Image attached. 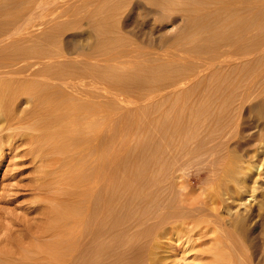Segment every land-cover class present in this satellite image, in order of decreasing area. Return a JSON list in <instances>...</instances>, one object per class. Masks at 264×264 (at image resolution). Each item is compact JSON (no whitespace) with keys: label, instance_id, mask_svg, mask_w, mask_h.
Masks as SVG:
<instances>
[{"label":"rangeland","instance_id":"1","mask_svg":"<svg viewBox=\"0 0 264 264\" xmlns=\"http://www.w3.org/2000/svg\"><path fill=\"white\" fill-rule=\"evenodd\" d=\"M215 2L214 0H0V8L2 7L4 9H0L2 11L0 13L1 17L4 16L2 18L0 17L1 21L4 22L2 24L0 21V28L3 29L0 34V47L3 52L0 48V53H7L2 61V64L5 66L3 69L0 68V71H4L0 74V79L6 80L19 77L20 79L18 78L17 82H15L17 84L16 86L27 89L26 92L22 93L23 95H20L21 97L17 96L9 100V107L5 110V113L10 115L11 120H8L0 128V154H3L0 162V215L4 216L3 221L6 224H9L11 218L16 216L19 218H30L32 215H36V212L33 211V213H26L27 215H25V210L27 212L32 210L31 207H28L31 204L29 201H31L32 192H37V190H32L30 187L32 182L36 186L38 183L40 187L46 186V188H49L50 184L52 186L55 185L54 181L69 178L67 173L64 175L62 174L64 172L59 174L55 173L56 175H54L51 172L46 173L44 180H42L40 175L37 174L38 167H36L37 163H35L36 158L33 157L34 153L30 151L31 140L26 134L20 135L26 129L25 126H28L29 120L36 119V116L38 118V114L44 115L45 112L41 109L44 104L51 108V114L59 121L56 129L63 132L61 134L64 135L66 141L75 142L76 140V145L79 144L78 142L84 143L85 139L89 138L87 132L91 133L94 130L96 131V141H93L96 149L93 150V146L90 145L87 151L81 150L82 153L79 151L80 153L78 155H81V159L76 158L74 156L76 154L73 153L74 158L73 156H68L61 162V165L63 163L66 164V169L71 170L74 177L85 178L94 168L96 169L100 165L102 166V164L103 166L106 165L107 159H105V154L111 149L112 157H110V161L112 163H110L108 169L110 171V182H112L113 204L110 212L113 231H111L110 237L105 232H101L102 234L100 233L99 238L103 241L111 238L109 251L112 258H114V262L123 264L122 262L132 261L133 263L131 264H147L142 250L145 244L141 240L144 239L146 234L151 233V230H154L153 232L158 231L159 228L157 230L156 228L159 225H152L154 227L152 228L150 223L157 222L154 217L159 219L162 216L163 213L160 215L157 214L161 202L167 205L172 201L169 206H166L165 211L167 212L164 213V216L169 214V212L179 211L180 214H183L179 217L182 220L181 217L184 215H192L194 217L196 214L199 215L201 211L203 213L206 211L207 216L209 215L211 217L212 215L213 217L214 209L211 213V211L208 212L209 208L206 210L205 207L198 205H203L201 202L205 201L203 200L205 196L202 193V188L203 190H207L209 187L213 189L212 187L215 188L218 186L220 193L216 187L214 190H217L219 194L215 195L217 198L222 196L221 199H223L220 201L215 197L220 201V207L216 204L215 206L220 208L217 210H219L218 213L221 212L220 214L223 219L221 218L220 220V214H217L219 215L218 218L215 217L217 213L215 209L216 212L214 210L213 217L215 220L211 217L212 219L209 218L208 222H203L206 226L204 224V227L202 224L201 226L199 225L201 228L197 227L193 229V233H187V231L182 230V233L170 235L172 237L166 241V245L168 244L169 264H213V261H215L221 252L220 255H222V258L220 260L225 256L223 261L225 264H264V174L262 175L264 173V161H262L263 163L260 166L261 176L259 177L262 181L259 179L260 182L256 186L259 188L255 192L257 193L258 201L260 203L262 202V209L259 207L258 211V207H256L258 205L253 204L249 200V191L242 188L244 191L237 189L241 179V174L237 173V168L234 170L236 173L223 175L221 178L218 169L219 166L220 169L222 166L218 165L214 160L210 164L212 161L211 158L213 157L211 153H208L210 152L208 147H206L208 144L199 143V141H205L209 135V132L205 130L207 127L203 126L204 119L198 120L202 125L201 131L197 135L188 128L192 124L190 120L192 112H194L191 108L193 107L192 105L195 102L203 105L207 102L205 92L212 91L211 84L213 81H222L223 77L218 79L215 76L223 68L227 71L221 69L223 73L226 72L224 78L230 79V81L232 78L231 82L234 84L230 94L236 93L241 86L247 84L253 90L249 97L244 99L245 102L243 101L244 104L238 111L240 115L242 114L241 124H243L242 126L244 128L240 125V130H238V134L236 133L238 136L235 134L231 138L230 143L233 142L230 144V146L232 145L230 148L234 149V146L235 149L238 147L241 148V142L243 145L246 144V148L248 147V143L251 145V142L253 144L257 143L251 141L250 136L246 134L250 129H258L259 132V128L250 119L249 115L251 114L252 116L254 112L262 107L259 105V101L264 99V41L260 42V32H257L258 28L259 31L262 30L259 27L261 23L259 19L264 18V0H231L228 4L230 5L232 3L233 5L229 6V13L228 11L226 12L229 15H225L224 11L222 13L217 8V2L220 1L215 0ZM248 4L252 5L247 6ZM235 8L237 9L233 10ZM200 9L201 11H199ZM230 10L232 11L230 12ZM250 11L252 12L250 13ZM232 12L233 14L235 12L236 15L234 14V17L239 18L240 22L238 20L236 21L242 26L247 21H254L256 23L259 20L256 23L257 25H255L257 28L254 29V25L251 26L252 22L251 24L247 22L250 24V26L247 24L250 28L246 25L247 27L245 29H250L251 31H246L247 33L243 31L246 35L243 32L235 34L234 31L236 30H234L235 28L233 29V26L236 27V23L232 19L231 21L233 22L230 25L228 21V19L234 18ZM230 14L232 15L230 16ZM218 18H220V22L215 21ZM221 20L224 21L223 24H218L222 23ZM224 23H226V26ZM239 23L237 27H239ZM215 24L216 27H214ZM217 25H220L219 27L224 35L219 29L218 33ZM230 26L232 27L230 28ZM10 28L12 29L10 30ZM17 28L19 30H16ZM209 29L212 30L209 31L213 33H211L212 36L216 37L213 38L210 36L211 34H208ZM213 30L218 36L222 34L218 37L219 39ZM228 32L240 37L237 38L233 34H228ZM209 36L213 38H210V41L207 38ZM229 36L233 38L234 42L236 40L240 41L239 43L250 41V37H256L259 38L261 44L257 41V45L259 44L258 46H260L259 48L256 46L257 51L254 47L248 49L247 52H249H246L247 54L245 53L244 56L240 54L237 57H231L230 61L228 60L229 63H227V66L223 64L226 68L222 64H214L209 67L208 63L210 59L219 53L218 49H216L217 47L220 46L219 48L221 49L225 45L223 49H228L229 47V49H233L235 44H239L235 43L233 45L231 43L232 38L226 40V38H230ZM222 37H225L223 38L224 40ZM214 39L219 41V43L218 41L215 43L216 46L213 44ZM220 42H230V44H227V48L226 44L220 45ZM213 46L215 49H213ZM216 50L218 53H216ZM222 50H220V53ZM13 52H17L16 54L20 53L21 56L19 58L21 59H12L14 57ZM29 52L31 54L40 53L41 56L38 57L32 54L34 56L33 58ZM8 53L9 56H7ZM10 62H18V68L20 67L19 69L21 70L20 75L14 72H7L17 67L11 65ZM32 62H35V64L30 65ZM44 66L47 68L50 66L54 71L56 69H62L64 72L65 70V72L67 71L65 73L67 75L68 71L69 75L77 71L78 73L76 72L73 75L78 77L80 82L82 80L84 82L82 81L83 83L78 84L79 82L73 83L71 81V83L68 81L70 85L69 83L64 84H67L69 88L67 85L65 87L64 84H60L56 79L45 77L42 74L43 70L41 73L38 71V69ZM91 66L97 69L94 72L96 73L95 76L89 73L94 76L91 75L94 78L92 80L95 83L97 82V86L91 80L90 76H88L90 79L87 77V73L90 72L88 71L90 70L89 67ZM80 70L87 71H82L81 73ZM86 80H88V87L87 89L83 87L84 90L82 91V86L87 85L85 84ZM230 81L228 80V82ZM74 84L80 85L79 88L81 89L78 88V85H76L78 89L75 88ZM93 84L96 86L95 88L92 86ZM33 86H35L39 93L37 92L35 94L30 91V88ZM90 87L91 90L88 89ZM208 87L211 89L208 90ZM195 93H199L198 97ZM38 95L40 97H37ZM202 95L205 100L202 98ZM91 104L95 107L93 105L94 108L91 107ZM178 104H180L179 107L182 105L179 109H177ZM85 105H90L88 106L90 109H87L88 107ZM258 105L260 106L259 109L257 108ZM79 106L85 108V111L82 110L83 108L80 109L82 110L81 113L89 112L90 115L86 113L89 117L92 114L90 117L94 121L92 125H89L91 124L89 123L90 119L86 117L81 118L80 115L79 117L78 115L75 116L79 109L77 107ZM91 108L92 110L95 109V112H91ZM217 110L221 109L218 108ZM249 110L252 112H249ZM202 111L203 109L200 112ZM108 112L110 113L109 121H107ZM173 115L175 117H181V122L184 123L178 122L176 124H182L186 126V129L184 135L168 136L170 142H172V146L169 149L166 144H164L166 146H161L158 143L159 135L156 129L163 119H171ZM160 119L162 120L160 121ZM22 121L27 122V125ZM18 122H22V125H19ZM10 123L11 129L9 130L7 126ZM30 124L28 127H30ZM16 125L21 126V129L18 128L19 130L14 131V134L11 132L12 135L8 137L7 133L13 131ZM252 130L251 132L255 131L256 134L258 133L257 130ZM239 131L242 132L239 134ZM251 132L249 133L251 134ZM81 134L85 135L83 141L79 137ZM205 134L207 137H205ZM244 135L247 137L245 138ZM203 137H205L204 140ZM243 145L242 147L244 148ZM158 146L163 147V152L166 155V157L164 155L163 163L159 156L157 158L153 156V159L147 157L150 153L149 148L155 154L158 152H155L159 148ZM253 146L258 147L257 144ZM186 147L190 148L188 149ZM240 148H238L239 150L237 149L238 152L241 151ZM79 149L81 148H77V150ZM190 149L193 154L190 153ZM260 150L262 151L259 148L258 153H256L257 157L255 156V161L257 160V162L261 161L264 154ZM170 153H173L175 157L173 154V156H170ZM68 154L69 151L65 156ZM210 156L211 158H209ZM175 158L178 160L175 161ZM179 159H182V163H180L181 161ZM177 161H179L177 163L179 166L176 164ZM178 167L180 168L178 169ZM256 174L255 171H252L248 176L254 178ZM217 178L221 180V184H215L216 181H219ZM213 182L215 184L214 186L212 185ZM60 186L71 193L77 192L75 194L76 201L74 210L82 211L83 204L81 200L83 196L77 195L81 189L77 188V186L73 187L68 182L61 183ZM208 191L211 192L213 190ZM205 199L207 201L209 200L207 197ZM212 199L215 200L213 195ZM62 201L67 206L71 204L70 200ZM192 202L195 206L200 207V211H198V208H189V206L191 207L193 205ZM35 205L40 208L41 203L31 206L33 207ZM210 206L215 207L214 204H210ZM242 207H246V209ZM238 209L240 211L246 210L243 213L241 212L243 214L241 215L242 217H244V213L249 216H245L246 219L241 217H239L240 220L239 218L237 219L235 212ZM149 212L151 213L149 214ZM229 215L235 216L238 221ZM226 216L229 220H226ZM99 223L100 225H107L108 220L102 219ZM170 224L172 223H167L163 227H167ZM148 225L151 227L149 226V228ZM71 233L72 237L69 240L74 243L80 242L84 234L79 227L72 230ZM2 235L1 231L0 237ZM215 244H217V247H215ZM4 248H8V250L12 249L6 244ZM214 250L216 252L213 253L212 251ZM11 251L13 252V250ZM14 254L17 255L16 253ZM212 254H215L213 261L211 260L213 257ZM78 256L82 261L87 259L83 252H80ZM102 256H105L104 252ZM110 263H112L110 259L106 258L101 259L98 264Z\"/></svg>","mask_w":264,"mask_h":264},{"label":"bare ground","instance_id":"2","mask_svg":"<svg viewBox=\"0 0 264 264\" xmlns=\"http://www.w3.org/2000/svg\"><path fill=\"white\" fill-rule=\"evenodd\" d=\"M210 1H213V0H210ZM217 1H220V2H217L218 3V6L217 8L220 10V12L224 11V14H228L229 11H228V8L229 6L233 5L232 3L229 5L228 2L230 3V1H221V0H217ZM246 1V0H245ZM199 2V1H198ZM215 2V0H214ZM216 3V2H215ZM248 3V2H247ZM198 4V3H196ZM212 4V3H211ZM260 4V3H259ZM262 4V3H261ZM13 5V4H12ZM199 5V4H198ZM205 5V3H204ZM237 5V4H236ZM252 4H248L247 6H250ZM257 5V4H256ZM209 7V6H208ZM246 7V6H245ZM254 7V6H253ZM2 8V7H1ZM0 8V9H1ZM233 8V7H232ZM3 9V8H2ZM11 9V8H10ZM205 9V8H204ZM237 8L233 9V10H236ZM239 9V8H238ZM243 9V8H242ZM249 9V8H248ZM251 9V8H250ZM262 9V8H261ZM4 10V9H3ZM207 10V9H206ZM241 10V8H240ZM245 10V9H244ZM247 10V9H246ZM201 11V9L199 10ZM228 11V13H226ZM232 10H230L231 12ZM248 11V10H247ZM5 12V11H4ZM3 12V13H4ZM8 12V10H7ZM11 12V11H10ZM210 12V11H209ZM212 12V11H211ZM236 12V11H235ZM234 12V14H235ZM240 12V11H239ZM238 12V13H239ZM252 11H250L251 13ZM0 13H2V11L0 10ZM260 13V12H259ZM8 14V13H7ZM6 14V15H7ZM206 14V13H205ZM233 14V12H232ZM230 14V16L232 15ZM234 14H233V17H234ZM264 14V13H263ZM5 15V14H4ZM229 15V14H228ZM236 15V14H235ZM245 15V14H244ZM222 16V15H221ZM0 17H1V14H0ZM4 17V16H2ZM1 17V18H2ZM27 17V16H26ZM224 17V16H223ZM222 17V18H223ZM226 17V16H225ZM228 17V16H227ZM236 17V16H235ZM231 18L230 20L228 19V21L230 22L229 24L231 25V22H235L233 24L236 25V27L238 26L237 24L240 22L239 18ZM258 17V16H257ZM261 17V16H260ZM221 18V17H220ZM220 18L216 19L215 21H218L220 22ZM230 18V17H229ZM233 19V21H231ZM235 19V20H234ZM256 19V18H255ZM259 19V17H258ZM3 20V19H2ZM226 20V19H225ZM238 20V21H236ZM253 20V19H251ZM260 23L259 24V27H261V29L263 30L264 29V18L262 17L261 19H259ZM257 20V21H259ZM1 21V19H0ZM28 21V20H27ZM256 21V23H257ZM3 21H1L2 23ZM20 22V21H19ZM203 22V21H202ZM217 22V23H218ZM222 23H218V24H223L224 21L221 20ZM238 22V23H237ZM251 24V26L254 25V29H256L257 27L255 25H257L254 21H247ZM245 22H242L244 25L242 26L240 23L239 27H234L233 26V29L236 30L234 31L235 34H240L241 32L243 31H247V32H250L251 30L248 29L250 28V24ZM4 23V22H3ZM2 23V24H3ZM212 23V22H211ZM214 23V21H213ZM6 24V23H5ZM8 24V22H7ZM226 23H224L225 25ZM249 24V26L247 25ZM210 25V24H209ZM214 25V24H213ZM212 25V26H213ZM248 26V30L245 29V27ZM261 25V26H260ZM211 26V25H210ZM220 25H217V30L219 29L221 32V28L219 27ZM226 26V25H225ZM20 27V26H19ZM216 27V24L215 26ZM232 26H230L231 28ZM226 28H229V27H226ZM229 28V29H230ZM12 28H10L11 30ZM212 29V27H211ZM251 29H253V27H251ZM260 29V30H261ZM1 30H3L2 28H0V34H1ZM8 30V29H7ZM9 30V31H10ZM16 30H19L18 28ZM219 30H218V33H219ZM238 30V31H237ZM259 31V28L257 29V32H260V42L264 41V30L263 31ZM209 31H212V30H208ZM214 31V30H213ZM220 32V33H221ZM237 32V33H236ZM246 32V33H247ZM256 32V31H255ZM5 33V32H4ZM212 32H209L208 34L210 35ZM214 33H216L214 31ZM244 33V32H243ZM213 34V33H212ZM212 34L210 35L211 37ZM222 34L224 35V33L222 32ZM220 34V36L222 35ZM228 34H233L235 35L234 33H230L228 32ZM245 34V33H244ZM256 34V33H255ZM217 35V38L220 37L218 36V34L216 33ZM243 35V34H242ZM246 35V34H245ZM251 35V34H250ZM257 35V34H256ZM1 36V35H0ZM208 36V35H207ZM207 37L209 39V41L213 38L211 37ZM232 36V35H231ZM229 36L230 38H226V40H229L231 39L232 37ZM236 36V35H235ZM234 36V37H235ZM237 37V36H236ZM240 36H238L237 38H239ZM211 38V39H210ZM225 38V37H222V39ZM109 39V38H108ZM219 39V38H218ZM236 40V38H234ZM250 41H244L242 43H239L240 41H235L233 40L232 38V44L234 45L235 43H239L238 45L235 44L234 45V48L233 49H229L228 48V45L227 44H230V42H225V43H221L220 45H223V44H226L227 48L228 49H223L225 48V45L223 48H219L217 47L216 49H218V51L216 53L217 56L215 55L214 57H212L208 63L209 67L210 65H220V64H224L227 66V63H229L230 61V58H234V57H237L238 55L240 54H244L247 52L248 49H252L255 47V50H256V46H258L259 44H261L259 42V38H251L250 37ZM258 39V40H257ZM262 39V40H261ZM214 39V46L215 43H217L218 40ZM224 40V39H223ZM222 40V41H223ZM239 40V39H238ZM242 40V39H241ZM10 41V40H9ZM211 41V42H212ZM259 42V44L257 45V43ZM219 43V41H218ZM211 44V45H213ZM8 45V44H7ZM219 45V44H218ZM217 45V46H218ZM210 46V45H209ZM213 46V49H215ZM231 47H233L231 45ZM260 46H258L259 48ZM1 48V47H0ZM206 48V47H205ZM264 48V47H263ZM211 49H212V46H211ZM210 49V50H211ZM221 53H220V50ZM2 50V48H1ZM0 50V52H1ZM36 52H38L37 50H35ZM209 51V50H208ZM257 51V50H256ZM3 52V50H2ZM10 52V51H9ZM249 52V51H248ZM247 52V53H248ZM5 53V52H4ZM14 53V52H13ZM12 53V54H13ZM17 53V52H16ZM14 53V57L12 59L15 58V60H20L21 58H19L21 56L20 53L16 54ZM22 53V52H21ZM246 53V54H247ZM7 54V53H5ZM5 54L3 53H0V68H4V64H2V61L4 59V57L6 56ZM29 54H31L29 52ZM33 54V53H32ZM31 54V55H32ZM28 55V54H27ZM33 55H37L38 57L41 56V54H33ZM32 55V56H33ZM9 56V53L8 55ZM13 56V55H12ZM11 56V57H12ZM30 56V55H29ZM28 56V57H29ZM87 56V55H86ZM10 57V58H11ZM27 57V56H26ZM37 57V58H38ZM47 57V56H46ZM257 57V56H256ZM30 58V57H29ZM34 58V56H33ZM45 58V57H43ZM61 58V57H60ZM7 59V58H6ZM51 59V58H49ZM38 60V59H37ZM229 60V61H228ZM85 61V60H84ZM207 61V60H206ZM7 62V61H6ZM257 62V60H256ZM11 63V62H10ZM22 63V62H21ZM28 63V62H27ZM48 63V62H47ZM85 63V62H84ZM35 64V62H32L30 65H33ZM11 65H15L16 68H12V70H8L7 72L8 73H18L20 75V67L18 68L19 64L18 62H14V63H11ZM97 65V64H96ZM223 65L224 68H226L225 66ZM21 66V64H20ZM47 66V65H46ZM46 66L44 67H41L40 69H38V71L41 73L42 71V74L45 75V77H50L51 79H56L57 81L60 82V84H64V83H69L70 85V82L72 81L73 83H78L80 84L82 81L84 82V80L82 79H86V78H82L81 82L79 80L78 77H75L74 75L76 74V72L74 71L73 74L69 75V71H68V75L65 74L67 73V71L64 72L62 71V69L60 70H52L49 66V68H47ZM229 66V65H228ZM30 67V66H29ZM222 67V66H220ZM10 68V67H9ZM18 68V69H17ZM82 68V67H81ZM219 68V66H218ZM255 68V67H254ZM76 69V67H75ZM90 72L87 73V77L90 76L91 77V80L94 79L93 77L96 75L95 70L97 71L96 67H89ZM100 69V68H99ZM223 69V68H221ZM219 70L217 75L215 77H218V79H221L222 77V81H213L212 84H211V88H212V91H206L205 92V96H207V102L203 104H200V103H197L195 102L194 105H192L193 107L192 108V116L190 117V120L192 122L191 126L188 127L190 128V130L193 131V133L195 135H197L200 131H201V125L199 123L198 120H201L202 118L204 119L203 121V126H206L207 128H205V130L207 132H209V135L207 137V133L205 134L207 137L205 139V141H199V143H204V144H208V146L206 145V147H208V149L210 150V152L208 153H211L212 157L211 156L209 158L210 159V164L213 163V160L214 162H216L218 165H221V169H220V166H219V169H218V166L216 164V168L218 169V172H220L221 174V178L223 175H228L230 173L234 174L236 173V171L234 172V170L237 168V173L241 174V179H240V185L239 187H237V189H240L241 191H244L245 189L247 191H249L248 195L250 196V199L251 202L253 204H256L258 206L257 210L259 209V207L261 208V203L258 201V197H257V193H255L258 188L256 186H258V183L260 182L259 179L261 180V178L259 176L260 175V171H261V164L263 163L262 161H264V99H262L260 102L259 105H261L262 107L259 109V105H258V109L256 112H254V114L251 116V114L249 115L250 116V119H252L254 122H255V125L259 128V132H258V129H253V130H257V134L254 132H251L252 129H250L249 132H251V134L249 132H247L246 135L250 136L249 138L251 139V141H254L257 142L255 144H257L258 147H255L253 145V142L252 145L250 143L247 144V148L245 147V145H243V143L241 142V144L244 146V148L242 147L241 145V151L238 152L237 149H235V146L233 147L234 149H231L230 147H232V145L230 146V144H232V142L230 143L231 141V138L238 132V130H240V125L241 127H243L241 124L242 122V117L241 115L239 114V109L242 108L243 106V101L244 99H247L249 97V95L252 93L253 90H251L250 86L247 85H243L241 86L236 93H231V88L234 86V84L231 82L232 81V78H231V81L230 79H226L224 78L225 76V73L227 72L226 69L224 71H226L225 73H223L222 70ZM213 70V69H212ZM210 70V71H212ZM3 71V70H2ZM2 71H0V74L3 73ZM81 73L83 70H80ZM85 71V70H84ZM83 71V72H84ZM87 71V70H86ZM85 71V72H86ZM106 71V70H105ZM198 71V70H197ZM229 71V70H228ZM6 72V73H7ZM196 72V71H195ZM78 73V72H77ZM89 73H92L91 76ZM197 73V72H196ZM89 74V75H88ZM100 74V73H99ZM107 74V73H106ZM67 75V76H66ZM101 75V74H100ZM195 75V74H194ZM233 75V74H231ZM65 76V77H64ZM84 76V75H83ZM188 76V75H187ZM211 76V75H209ZM229 76V75H228ZM43 77V76H42ZM86 77V76H85ZM90 77H88L90 79ZM100 77V76H99ZM221 77V78H220ZM233 77V76H232ZM19 78V77H18ZM18 78H15V79H12V78H9V79H6V80H3L2 78L0 79V128H2L1 126H3L4 123H7L8 120H11L10 118V115H8L7 113H5L6 109H8L9 107V100L10 99H14L15 97L17 96H20V95H23L22 93L26 92L27 89L25 88H20L19 86H16L17 84H15V82H17V79ZM41 78V77H40ZM87 78V79H88ZM230 78V76H229ZM20 79V78H19ZM46 79V78H45ZM50 80V79H49ZM94 81V80H92ZM228 80L230 82H228ZM54 81V80H53ZM70 81V82H68ZM104 81V80H103ZM71 82V83H72ZM82 82V83H83ZM87 85H83L82 86V91L84 90L83 87H88V80L85 81ZM57 83V82H56ZM97 83V82H96ZM95 81H94V84L96 85ZM193 83V82H192ZM230 83H231V86H230ZM53 84V83H51ZM76 84V85H78ZM92 85L94 86V88L97 86L95 85ZM245 84V83H244ZM251 84V83H250ZM249 84V85H250ZM12 85V86H11ZM57 85V84H56ZM67 85V84H66ZM66 85L64 84V86L66 87ZM75 85V84H74ZM76 85L74 86L75 88ZM200 85V83H199ZM61 86V85H60ZM80 85H78V88H79ZM195 86V85H194ZM206 86V85H205ZM252 86V85H251ZM67 87L69 88V86L67 85ZM72 87V86H71ZM207 87V86H206ZM205 87V88H206ZM77 88V89H78ZM198 88V87H197ZM209 88V87H208ZM211 88H209L208 90H210ZM253 88V87H252ZM72 89V88H71ZM81 89V88H79ZM91 90V87L88 88ZM73 90V89H72ZM193 90H196V89H193ZM255 90V89H254ZM30 91L32 93H37V89L35 88V86L31 87L30 88ZM75 91V89H74ZM79 91V90H78ZM197 92V91H196ZM39 93V92H38ZM80 93V92H79ZM192 93V92H191ZM88 94V93H87ZM195 95L198 97L199 93H195ZM42 96V95H41ZM45 96V95H44ZM192 96V95H191ZM21 97V96H20ZM37 97H40V95H38ZM91 97V96H90ZM183 97V95H182ZM181 97V99H182ZM202 98H203V95H202ZM39 100V98H37ZM85 99V98H83ZM91 99V98H90ZM184 99V98H183ZM205 100V98H203ZM194 100L196 101V99L194 98ZM45 101V100H44ZM198 101V100H197ZM89 102V101H88ZM200 102V101H199ZM245 102V101H244ZM46 103V102H45ZM167 103V102H166ZM180 103V102H179ZM181 104V103H180ZM178 104V108H181L182 105L179 107ZM93 104H91V107ZM166 105V104H165ZM168 105V104H167ZM39 106V105H38ZM48 106V105H47ZM46 105H42V108L44 110V115H39L38 114V118L36 116V119H31L27 122H29L30 124V127L29 124L28 126H25L26 129L24 130V132H21V134H26L29 136L31 142H30V151H32L34 153V158H36V161L35 163H37L36 167H38V172L37 174L40 175V177L42 178V180H44L45 178V175L46 173H51L53 172L54 175H56L55 173H62L63 175L65 173H67V176L69 177L68 179H61V180H57V181H54V184L55 185H49V188H46L45 187H40L37 183V186L34 184V182H32L30 185V187L32 188V190H37L36 191H31L32 192V195H31V201H29V204L30 206L28 207H31L32 210L31 211H26L25 210V215H27L26 213H29L30 212H36V215L30 218H19V217H14V218H11V221L9 222V224H6L4 221H3V218L4 216L3 215H0V232L2 231V237H0V264H98L99 261L102 259H106V258H109L110 261L112 263L110 264H120V262H114V258H112V255L109 251V248L111 246V238H109L108 240L106 241H103L99 238V235L100 233L102 232H105L107 235H109V237L111 236V231H113V226H112V222H111V207H112V202H113V195H112V182H110V171H109V165L110 163H112V161H110V157L111 156V149L105 154V159H107V163L106 165L102 166L100 165V167L98 168H94L92 170V172L88 175V176H85V178H80V177H74L72 174V171L69 170V169H66V164L63 163V165H61V162L62 160L64 161L68 156H73V153H75L76 155H74L76 158L78 159H81L80 156L78 155V153H80L79 151L81 150H85L87 151L89 146L92 145L93 146V150L96 149L95 147V135H96V131H92L91 133L87 132V134H89V138L85 139V135H81L79 136L80 139H82V141L85 139L84 141V145L81 143V142H78L79 144H75L76 143V140L75 142H68L66 141V139L64 138V135H62L61 133H63L61 130H57L56 129V126L59 125V121L56 120V118L51 114V108L47 107ZM85 106H90V105H85ZM81 107V108H80ZM86 107V108H87ZM95 107V106H94ZM93 107V108H94ZM31 108V107H30ZM77 108H79L77 110ZM76 110V115H80V117L84 118H88L90 119L89 115L90 113L89 112H86V113H89V115H87L86 113H81L82 110L85 111L84 107L83 106H79L77 107ZM83 108V109H82ZM218 108H220L221 110H217ZM40 109V108H39ZM82 109V110H80ZM87 109H90L89 107ZM110 109V108H109ZM108 109V111H109ZM203 109L202 112H200L201 110ZM75 110V111H76ZM92 110V108H91ZM89 110V111H91ZM95 110V109H94ZM94 110H92L91 112H95ZM242 110V109H241ZM254 110V109H253ZM39 111V110H38ZM251 110H249L250 112ZM25 112V111H24ZM252 112V111H251ZM5 113V114H4ZM33 114V112H31ZM43 114V113H42ZM95 115V114H94ZM184 116V115H183ZM190 116V115H189ZM246 116V115H245ZM168 117V116H167ZM170 117V116H169ZM174 117V118H173ZM186 117V116H185ZM252 117V118H251ZM18 118V117H17ZM85 118V119H86ZM241 118V119H240ZM110 120V113L108 112L107 113V121ZM162 119H160L161 121ZM181 117H175L174 115L171 117V119H163L161 121L160 124H158L157 126V129L156 131L158 132V143L161 144V146H163L164 144L167 145V148L169 147L170 149V146H172V142H170V138H168L169 135L171 136H180V135H184V131L186 129V126L182 125L184 122H181ZM24 122V121H22ZM22 122H18L19 125H22ZM27 122H24L25 125H27L26 123ZM178 122H181L182 124H176ZM246 122V121H245ZM253 122V123H254ZM17 123V122H16ZM61 123V122H60ZM91 123V124H89ZM88 124L89 125H92V123H94V121L92 119H90V122ZM190 123V122H189ZM244 123V122H243ZM76 124V123H74ZM96 124V123H95ZM13 125V124H12ZM15 125V124H14ZM24 125V124H23ZM94 125V124H93ZM157 125V123H156ZM8 129L10 130L11 129V123L10 125L7 126ZM16 130L13 129V131H9L7 133V136L9 137L11 134V132H13V134L17 131L18 128L21 129V126H14ZM24 127V128H25ZM28 127V129H27ZM193 127V128H192ZM255 127V126H254ZM252 127V128H254ZM30 128V129H29ZM244 128V127H243ZM256 128V127H255ZM19 130V129H18ZM27 130V131H26ZM30 130V131H29ZM252 130V131H253ZM15 131V132H14ZM204 131V132H206ZM232 131V133H231ZM240 132L242 131H239V134ZM19 134V132H17ZM192 133V134H193ZM191 134V135H192ZM193 134V135H194ZM238 134V133H237ZM236 134V135H237ZM250 134V135H249ZM204 135V134H203ZM246 135L245 138L247 137ZM6 136V135H5ZM92 136V137H91ZM238 136V135H237ZM78 137V138H79ZM203 137V140L204 138ZM244 138V137H242ZM234 139V138H233ZM95 140V141H94ZM200 140V139H199ZM241 140V138H240ZM246 140V139H245ZM244 140V141H245ZM74 141V140H73ZM94 141V142H93ZM237 141V140H236ZM243 141V142H244ZM248 141V140H246ZM97 143V142H96ZM238 143V142H237ZM247 143V142H245ZM9 144V143H8ZM156 144H157V141H156ZM197 144V143H195ZM77 147H76V146ZM164 145V146H166ZM234 145V143H233ZM159 147L156 151L155 154L154 152H151L150 151V148H149V154L147 155V157L150 159L152 158L153 159V156L157 158V156H159V158H161V161L163 163L164 161V155L165 153L163 152V147ZM179 146V145H178ZM197 146V145H196ZM199 146V145H198ZM205 146V145H204ZM237 146V145H236ZM240 146V144H239ZM150 147V146H149ZM173 147H175V145H173ZM192 147V146H191ZM250 147V148H249ZM77 148H81L79 150H77ZM181 148V147H180ZM188 148V147H186ZM185 148V149H186ZM190 148V147H189ZM188 148V149H189ZM197 148V147H196ZM261 148L262 149V159L261 161L257 162V160L255 161V156H256V153H258V149ZM165 149V148H164ZM182 149V148H181ZM184 149V150H185ZM187 149V150H188ZM73 150V151H72ZM75 150V151H74ZM191 150V149H190ZM193 150V148H192ZM192 150L190 151V153L192 152ZM195 150V148H194ZM207 150V149H206ZM69 151V154L65 156V154H67V152ZM174 151V150H173ZM180 151V150H179ZM208 151V150H207ZM175 152V151H174ZM196 152V151H195ZM260 152V153H261ZM82 153V151H81ZM86 153V152H85ZM167 153V152H166ZM178 153V152H176ZM185 153V151H184ZM259 153V154H260ZM64 154V155H63ZM88 154H92V153H88ZM173 153H170L169 155L170 156H173L172 155ZM180 154V152H179ZM183 154V153H182ZM189 154V153H188ZM193 154V153H191ZM190 154V155H191ZM195 154V153H194ZM258 154V155H259ZM29 155V154H28ZM178 155V154H177ZM176 155V156H177ZM210 155V154H209ZM261 155V154H260ZM73 156V158H74ZM87 156V155H86ZM179 156V155H178ZM166 157V155H165ZM175 157V155H174ZM257 157V156H256ZM3 158V154H0V162H1V159ZM179 158V157H178ZM257 159V158H256ZM35 160V159H34ZM160 160V159H159ZM178 160L175 158V161ZM182 159H179V161H181ZM160 161V163H161ZM177 161L176 164L179 162ZM44 162V163H43ZM70 162V160H69ZM149 163V162H148ZM182 163V161L180 162ZM184 163V162H183ZM69 165V164H68ZM152 165V164H151ZM161 165V164H160ZM178 165V164H177ZM182 165V164H181ZM180 165V166H181ZM225 165V166H224ZM179 166V165H178ZM207 166V165H206ZM76 167V166H74ZM213 167V166H212ZM73 168V167H72ZM177 168V166H176ZM180 167H178L179 169ZM209 168V167H208ZM106 169V170H105ZM170 170V169H169ZM172 170V169H171ZM212 170V169H211ZM216 170V169H214ZM66 171V172H65ZM252 171H255V173H257L254 178H252V176H248L249 173H251ZM263 171V170H262ZM177 172V170H176ZM212 172V171H211ZM214 173V171H213ZM140 174V173H139ZM218 174V173H217ZM219 174V176H220ZM236 174V175H238ZM264 173H262L263 175ZM50 175V174H49ZM231 175V174H230ZM177 176V175H176ZM216 176V175H215ZM53 177V176H52ZM51 177V178H52ZM226 177V176H225ZM238 177V176H237ZM35 178V177H34ZM50 178V176H49ZM219 178V177H218ZM217 178V179H218ZM232 178V177H231ZM235 178V177H234ZM252 178V179H251ZM48 179V177H47ZM179 179V178H178ZM220 179V178H219ZM218 179V180H219ZM228 179V178H227ZM264 179V178H263ZM231 180V179H230ZM234 179H232L233 181ZM34 181V180H33ZM221 180H219L218 182L216 181L215 184L217 183H220ZM230 181V182H232ZM262 181V180H261ZM70 183V185H72L73 187L74 186H77V188L81 189L80 192L77 194L78 196L80 195L81 197L83 196L81 202H82V206H83V210L82 211H77V210H74V204H75V201H76V193L77 192H69V191H66V189L62 188L60 186L61 183ZM235 182V180H234ZM223 183V182H222ZM256 185H255V184ZM212 184V183H211ZM214 182H213V186L215 185ZM221 184V183H220ZM225 184V183H223ZM236 184V183H235ZM255 186H254V185ZM261 184V183H260ZM259 184V185H260ZM183 185V184H182ZM209 185V184H208ZM44 186V185H43ZM226 186H227V181H226ZM238 186V185H236ZM264 186V185H263ZM202 187V186H201ZM217 187V190L219 191V187ZM215 187V188H216ZM221 187V186H220ZM213 189H210V187L207 189V190H203L202 188V193H204L203 196L205 200L204 202H201L203 203L198 205V206H203L205 207V209L208 210V212L211 211L212 213V210L214 209H218L220 206V201L223 199H221V197L217 198L216 195H218L220 193H218V191L214 190L215 188L212 187ZM222 188V187H221ZM244 190H242V189ZM257 188V189H256ZM205 189V187H204ZM228 189V188H227ZM208 190H213V191H208ZM222 190V189H221ZM238 190V191H240ZM223 191V190H222ZM232 191V190H231ZM7 192V191H6ZM44 192V193H43ZM49 192V193H48ZM237 192V190H236ZM226 193V192H225ZM229 193V192H228ZM52 194V195H50ZM216 194V195H215ZM48 195V196H47ZM202 195V194H201ZM212 195L214 196V199H212ZM228 195V194H226ZM77 196V197H78ZM208 198L209 200L207 201L205 198ZM219 199V200H217ZM226 197V196H225ZM227 198V197H226ZM151 199V197H150ZM225 199V198H224ZM235 199V198H234ZM243 199V198H242ZM241 199V200H242ZM246 199V198H245ZM62 200H70L71 201V204L69 206H67V204H65V202H63ZM150 201V200H149ZM168 201V200H167ZM264 201V200H263ZM169 202V201H168ZM172 202V201H171ZM170 202V203H171ZM37 204V203H41V206L39 208V206L35 205V206H31V205H34V204ZM166 203V202H164ZM167 204L168 206L170 205ZM240 203V202H239ZM193 205H191V207L189 206V208H194V209H197L198 208V211L200 207L198 206H195L194 203L192 202ZM210 204H215L219 207H214L213 206L211 207ZM242 204V203H241ZM248 204V203H247ZM166 204H162L161 202V205H160V208H159V211H157L158 213L157 214H162V216H160L159 219L155 218L156 219V223L153 222L150 223L151 226H155L157 225L158 227L156 228V230L158 229V231L156 232H153L151 230V233L149 234H146L144 239L141 240L144 242V248L142 249L143 250V257L145 258V260L147 261V264H169V261H168V247L166 245V241L169 240L170 235H173V234H177V233H182L181 231H187L188 232H192L193 229L195 228H201L199 227V225L203 226V224L205 225V221H209V218L212 219L214 217V210H213V217L211 215V217L208 215H206V211L203 213V211H201V214L198 215L196 214V216L194 215V217L192 215L190 216H187V215H184L181 217L182 220L179 219L180 215H183V214H180L179 211H175V212H169V214H167L166 216H164V213L167 212L165 211L166 210ZM197 205V204H196ZM263 205V204H262ZM129 206V205H128ZM264 206V205H263ZM77 207V206H76ZM188 207V206H187ZM188 208V209H189ZM212 208V209H210ZM244 208V207H242ZM29 209V208H28ZM193 209V210H194ZM220 209V208H219ZM226 209V208H225ZM246 209V207L244 208ZM243 209V210H244ZM262 209V208H261ZM35 210V211H34ZM37 210V211H36ZM192 210V209H190ZM215 210V212H216ZM264 210V209H263ZM219 210H217V213L215 214L218 218L219 215L217 214H220L218 213ZM229 211V210H228ZM234 211V210H233ZM246 211V210H244ZM244 211H240L238 209L237 212L233 213L235 214L236 218L238 219L239 217L243 218V219H246L245 216H249V215H246L244 213V217H242L241 215V212L243 213ZM259 211V210H258ZM261 211V210H260ZM32 212V213H33ZM182 213H184L183 211H181ZM127 213V212H126ZM151 212H149L150 214ZM155 213V212H154ZM195 213V212H194ZM230 213V212H229ZM232 213V212H231ZM8 214V213H7ZM231 214V215H233ZM249 214V213H247ZM154 215V214H153ZM189 215V214H188ZM30 216V215H29ZM152 216V215H151ZM225 216V215H224ZM228 216V215H227ZM227 216H226V220H229L227 219ZM230 216V215H229ZM235 216H230L232 218H235ZM263 216V215H262ZM25 217V216H23ZM159 217V216H157ZM139 218V217H138ZM146 218V217H145ZM149 218V217H148ZM147 218V219H148ZM220 220L222 218V215L220 214L219 216ZM225 218V217H224ZM235 218V219H236ZM102 219H107L108 220V224L107 225H100L99 221H101ZM126 219V218H125ZM223 219V218H222ZM236 219V220H237ZM242 219V220H243ZM6 220V219H5ZM213 220H215L213 218ZM240 220V218H239ZM148 221V220H147ZM150 221V220H149ZM238 221V220H237ZM236 221V222H237ZM128 222V221H127ZM129 223V222H128ZM131 223V222H130ZM167 223H172L170 224L169 226L167 227H163L165 224ZM238 223V222H237ZM148 224V223H147ZM210 224V223H209ZM135 225V224H134ZM235 225V224H234ZM150 225H148L149 227ZM150 226V227H151ZM152 226V228H154ZM206 226V225H205ZM77 227H79L80 229H82L83 231V237L81 238L80 242H76L74 243L73 241H70L69 238L72 237V230L76 229ZM147 227V228H148ZM149 227V228H150ZM161 227H163L162 229H160ZM204 227V226H203ZM210 227V226H209ZM232 227V226H231ZM230 227V228H231ZM247 227V226H246ZM131 228V227H130ZM220 228V227H219ZM234 228V227H233ZM204 229V228H203ZM232 229V228H231ZM117 230V229H116ZM160 230V231H159ZM199 230V229H198ZM149 231V230H148ZM195 231V230H194ZM200 231V230H199ZM215 231V230H214ZM235 231V229H234ZM146 232V231H145ZM196 232V231H195ZM194 232V233H195ZM201 232V231H200ZM245 232V231H244ZM101 233V234H102ZM193 233V232H192ZM199 234V233H198ZM189 235V234H188ZM215 236V235H214ZM198 237V236H197ZM208 237V236H207ZM215 239H217L216 237H214ZM264 238V237H263ZM75 239H77V237H75ZM214 239V241H215ZM257 239V238H256ZM180 240V239H179ZM246 240V239H245ZM262 240V239H261ZM230 241V240H229ZM142 242V243H143ZM210 242V241H209ZM216 242V241H215ZM8 245V247L12 248L11 250H13V252L11 250H8V248H4V245ZM217 244H215V247ZM219 246V244H218ZM122 247V246H121ZM212 250V249H211ZM220 251V250H219ZM80 252H83L87 259L86 260H83L78 256V254ZM104 252L105 256H102V253ZM211 252V251H210ZM213 253L216 252L215 250L212 251ZM221 252V251H220ZM14 253H16L17 255H15ZM222 253V252H221ZM220 253V254H221ZM218 254V253H216ZM218 255V260L217 258L215 259V254L213 255L212 257V261L213 259H215V261H213V264H225L224 259H225V256L222 260H220L222 257V255ZM211 255V254H210ZM227 257V256H226ZM212 261H210L212 263ZM123 264H131L133 263L132 261L130 262H122ZM228 263V261H227ZM208 264V263H207Z\"/></svg>","mask_w":264,"mask_h":264}]
</instances>
